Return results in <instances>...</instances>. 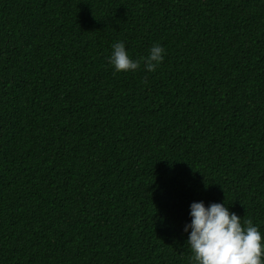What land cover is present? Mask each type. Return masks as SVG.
Here are the masks:
<instances>
[{
    "label": "trees",
    "instance_id": "16d2710c",
    "mask_svg": "<svg viewBox=\"0 0 264 264\" xmlns=\"http://www.w3.org/2000/svg\"><path fill=\"white\" fill-rule=\"evenodd\" d=\"M193 202L264 236V0H0V264H194Z\"/></svg>",
    "mask_w": 264,
    "mask_h": 264
},
{
    "label": "clouds",
    "instance_id": "9594fccd",
    "mask_svg": "<svg viewBox=\"0 0 264 264\" xmlns=\"http://www.w3.org/2000/svg\"><path fill=\"white\" fill-rule=\"evenodd\" d=\"M109 58L116 72L136 71L144 61L148 72L155 71L163 60V47L154 44L150 54L141 60H132L123 42L112 45ZM191 228L187 245L190 247L194 264H264V236L252 219L241 224V217L231 213L224 203H212L205 207L203 202L190 205Z\"/></svg>",
    "mask_w": 264,
    "mask_h": 264
}]
</instances>
